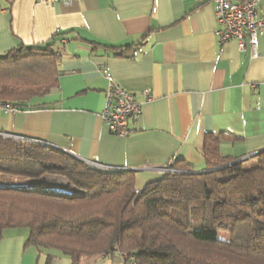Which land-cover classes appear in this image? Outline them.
I'll return each mask as SVG.
<instances>
[{"label":"crops","instance_id":"crops-1","mask_svg":"<svg viewBox=\"0 0 264 264\" xmlns=\"http://www.w3.org/2000/svg\"><path fill=\"white\" fill-rule=\"evenodd\" d=\"M258 6L264 10V0ZM218 28L212 0H0V55L55 40L62 72L35 107L2 111L0 130L134 170L138 189L178 159L204 170L210 141L223 156L249 159L264 151V31L253 57L249 45L221 42ZM130 44H142L132 56L109 48ZM111 81L142 106L126 137L102 117ZM28 233L3 232L0 264H72L61 252L26 245ZM82 264L124 263L114 254Z\"/></svg>","mask_w":264,"mask_h":264},{"label":"trees","instance_id":"trees-1","mask_svg":"<svg viewBox=\"0 0 264 264\" xmlns=\"http://www.w3.org/2000/svg\"><path fill=\"white\" fill-rule=\"evenodd\" d=\"M141 45L109 48L132 56ZM54 46L22 44L0 55V103L24 111L59 85ZM204 156L207 171L192 173L178 159L138 189L134 170L95 169L48 142L0 134V240L6 229L25 228L26 245L61 252L72 264L114 254L124 264L131 257L137 264H264V151L249 167L247 159L231 163L239 158L221 155L211 141ZM45 174L66 177L80 193L24 186Z\"/></svg>","mask_w":264,"mask_h":264},{"label":"built area","instance_id":"built-area-1","mask_svg":"<svg viewBox=\"0 0 264 264\" xmlns=\"http://www.w3.org/2000/svg\"><path fill=\"white\" fill-rule=\"evenodd\" d=\"M41 2L54 3L62 1L65 4H72L74 0H39ZM216 8V15L219 22L217 34L221 42L237 40L240 48L245 49L249 45L253 57L259 56L258 38L264 31V10L259 9V0H212ZM261 12V13H260ZM259 13L261 15H259ZM149 98V94L145 92ZM106 106L102 113L103 120L113 134L120 137H126L133 132L131 119L137 117L142 112L141 103H139L134 94L124 88L120 83L111 81L107 90ZM2 111L16 113L17 110L11 105L0 103V114ZM1 135L15 137L17 139L43 142L42 140L0 132ZM95 169L111 172H121L131 170L126 167L111 166L96 161H88ZM169 167L164 169V173L171 171ZM129 263L137 264L135 257L129 259Z\"/></svg>","mask_w":264,"mask_h":264},{"label":"rangeland","instance_id":"rangeland-1","mask_svg":"<svg viewBox=\"0 0 264 264\" xmlns=\"http://www.w3.org/2000/svg\"><path fill=\"white\" fill-rule=\"evenodd\" d=\"M253 164H255L253 158H249L245 161L244 166L249 167ZM24 183H26V185L24 184V186H32L39 190L54 191V192L63 193V194L65 193V194H70V195L80 193V189L73 186L68 181V179L62 175L45 174L41 177H38L37 180L25 179ZM226 236L227 235L224 233L221 234V237L223 238Z\"/></svg>","mask_w":264,"mask_h":264},{"label":"water","instance_id":"water-1","mask_svg":"<svg viewBox=\"0 0 264 264\" xmlns=\"http://www.w3.org/2000/svg\"><path fill=\"white\" fill-rule=\"evenodd\" d=\"M260 153V152H259ZM256 155H253V156H251V158H253V157H255ZM245 159H248V158H239V159H237V160H235V161H233V162H231V163H238V162H241V161H243V160H245ZM216 169H220V168H216ZM204 171H207V170H193V171H191L192 173H201V172H204Z\"/></svg>","mask_w":264,"mask_h":264}]
</instances>
